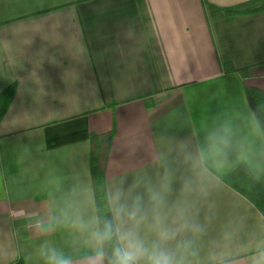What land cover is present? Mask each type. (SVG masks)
Here are the masks:
<instances>
[{
    "label": "crops",
    "instance_id": "1",
    "mask_svg": "<svg viewBox=\"0 0 264 264\" xmlns=\"http://www.w3.org/2000/svg\"><path fill=\"white\" fill-rule=\"evenodd\" d=\"M244 1L0 0V92L16 84L0 124V264L53 250L98 264L90 135L110 130L109 199L143 197L146 242L159 192L164 223L190 226L177 241L191 264H252L264 216L215 174L247 163L264 187L246 93L264 91V11L226 13Z\"/></svg>",
    "mask_w": 264,
    "mask_h": 264
},
{
    "label": "clouds",
    "instance_id": "2",
    "mask_svg": "<svg viewBox=\"0 0 264 264\" xmlns=\"http://www.w3.org/2000/svg\"><path fill=\"white\" fill-rule=\"evenodd\" d=\"M151 208V223L149 227L155 232L156 240L151 243L141 235V227L149 223L150 212L143 204V197L139 194L130 201L122 198L118 191L110 197L109 204L112 217L97 221L90 232V239L94 244L100 260L98 264H191L190 256L192 242L177 241L180 231L190 226L184 224L181 228H171L164 223L160 210L164 206V198L159 192H153L149 197ZM80 228L86 225L78 222ZM193 232L199 231L197 226H191ZM177 241L175 247L170 243ZM48 264H72V261L55 250L45 253ZM252 264H264V245L258 246Z\"/></svg>",
    "mask_w": 264,
    "mask_h": 264
},
{
    "label": "trees",
    "instance_id": "3",
    "mask_svg": "<svg viewBox=\"0 0 264 264\" xmlns=\"http://www.w3.org/2000/svg\"><path fill=\"white\" fill-rule=\"evenodd\" d=\"M264 11V0H247L226 8L228 15H247ZM229 72H246L225 64ZM248 101L255 113L264 135V91L256 87L246 88ZM16 94V84L12 83L0 92V124L5 117ZM115 131L110 130L90 135V173L92 178L98 221L112 217L107 188V164ZM228 186L235 189L252 202L264 216V187L247 163L239 164L228 173L215 172ZM107 264V258H104ZM13 264H25L21 258Z\"/></svg>",
    "mask_w": 264,
    "mask_h": 264
}]
</instances>
